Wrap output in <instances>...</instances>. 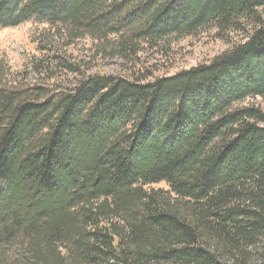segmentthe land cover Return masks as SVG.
Returning a JSON list of instances; mask_svg holds the SVG:
<instances>
[{
    "label": "trees",
    "instance_id": "16d2710c",
    "mask_svg": "<svg viewBox=\"0 0 264 264\" xmlns=\"http://www.w3.org/2000/svg\"><path fill=\"white\" fill-rule=\"evenodd\" d=\"M259 10L264 0H0V30L31 22L66 40L35 42L36 82L0 67V264H264V111L239 106L264 102ZM207 30L245 40L139 77L140 53ZM84 39L85 58L62 52ZM99 55L133 68L90 72Z\"/></svg>",
    "mask_w": 264,
    "mask_h": 264
},
{
    "label": "rangeland",
    "instance_id": "374dc122",
    "mask_svg": "<svg viewBox=\"0 0 264 264\" xmlns=\"http://www.w3.org/2000/svg\"><path fill=\"white\" fill-rule=\"evenodd\" d=\"M258 12L264 21V10H259ZM44 29L47 30L44 25L27 22L16 28L0 30L1 69L4 71L5 68L13 75L23 72L30 81L36 82L40 80L42 78L40 73L34 72L32 67L33 63L41 55L35 42L42 38L43 35H54L53 43L66 44L63 33L61 35L60 32L53 31L43 34L45 32ZM229 37V42H226L225 40L217 39L214 30H207L192 37L177 38L170 41L169 48L161 45L158 49L148 48L149 50L140 53L135 68L142 73L139 74V77L145 76L148 72L152 74L151 79L161 76H172L181 70L206 64L215 56L245 40L242 33H232ZM89 46L87 40L84 39L74 42L70 47H65L62 52L64 53L68 50L67 54L70 53L72 56L85 58L88 55ZM90 66H92L90 72L113 76L121 75L123 77L128 76V69L133 68V64L123 63L118 59L105 58L102 55H99ZM151 79L148 80L150 81ZM250 105H254L264 111V102L260 98L247 99L239 106ZM157 187L164 188V184H160Z\"/></svg>",
    "mask_w": 264,
    "mask_h": 264
}]
</instances>
